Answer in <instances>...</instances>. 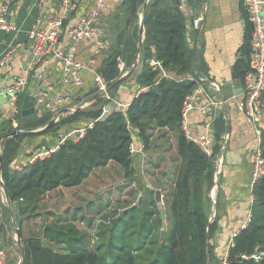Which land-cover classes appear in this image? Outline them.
<instances>
[{"label": "trees", "instance_id": "trees-1", "mask_svg": "<svg viewBox=\"0 0 264 264\" xmlns=\"http://www.w3.org/2000/svg\"><path fill=\"white\" fill-rule=\"evenodd\" d=\"M30 2L31 0H25L16 13L15 22L21 32H0V55L10 45L27 42V33L39 19L37 10H28ZM144 2L146 0H125L127 7H130L131 22L137 19V11ZM179 5L180 0H171V4L166 0H151L148 4L142 45L143 71L137 77V83L142 88L150 89L134 97L126 114L114 111L102 118L103 109L98 107L97 111H80L65 117L60 127L76 123L84 117L91 119L93 125L81 140H67L57 153L29 162L21 171H11V165L21 151V145L14 144L18 136L4 142V149L0 153L5 190L11 203L17 204V212L27 215L29 210L31 213L35 211V206L47 194L60 188H78L95 171L109 164L119 165L122 177L131 180L135 170L130 150L133 139L128 124L139 130L138 137L145 148L150 146L153 130L171 131L176 135L180 166L167 198L169 231L166 237L162 239V214L158 210L155 195L150 196L148 202L141 200L139 206H128L123 214L115 215L106 227L102 225L99 230L96 228V234L88 232L98 222L93 217L72 221L57 218L46 225L40 234L25 239L20 219L16 221L22 242L26 246L25 264L214 263L211 240L217 231L218 222L210 223L211 203L208 194L214 184L217 166L215 160L220 152L222 136L226 133V121L220 117L216 122L217 146L212 157H208L195 143L189 141L182 131V108L198 81L193 77L195 54L187 43L186 17L180 12ZM242 7L244 8V3ZM243 12L246 23L245 42L241 49L242 56L234 67V74L242 83L250 69L252 33L245 8ZM137 26L136 24V29ZM137 45V34L129 37L128 33L122 32L117 44L112 45L111 54L124 46L121 59L130 66L137 52ZM151 59L161 63L162 68H151ZM119 65L120 63L108 65L106 59L100 68V73L109 83L112 96L117 94L120 87L111 88L123 75ZM171 74L175 75V79L170 78ZM23 100L24 97L21 98L19 107H22ZM100 102L103 103V100L95 106ZM21 110L18 109L15 114L17 122L22 120ZM52 117L51 113L39 115L37 120L26 126L31 130L37 129L49 123ZM2 119L3 114L0 112V140L14 132L12 127L15 122L13 118L5 121ZM56 128L54 126L50 131L53 132V137L59 139L62 135ZM37 135L41 134L34 136ZM253 195L251 220L233 238L228 252L229 264H264V176L254 185ZM104 208L106 205L102 204L100 210ZM79 222L86 228H78L76 223ZM258 253L263 254L261 260L251 258Z\"/></svg>", "mask_w": 264, "mask_h": 264}, {"label": "crops", "instance_id": "crops-1", "mask_svg": "<svg viewBox=\"0 0 264 264\" xmlns=\"http://www.w3.org/2000/svg\"><path fill=\"white\" fill-rule=\"evenodd\" d=\"M72 1L79 6V11L67 16L65 19L62 36L63 40L66 42H69L68 31L76 23L79 16H81L90 5L88 0ZM150 1L151 0H146V2H144V4L138 9V20L136 19L131 22L129 18L130 7H127L125 0H109L101 18V33L108 38L112 45L117 44L118 38L121 36L122 32L128 33L129 37H134L137 34V52L132 64L128 66L127 62L123 59L119 62L120 70L123 73L121 78H124L125 80L119 85L120 88L118 89L117 94L113 97L119 96L124 102H131L136 93L142 89L137 83V77L141 75L143 71V43L141 44V51L139 52L143 30L141 20L143 18L145 19ZM166 1L171 4V0ZM191 1L196 10V15H200L204 19L202 28H195L188 32L186 31L187 43L191 51L195 54L196 66L193 77H195L199 83H202L215 99H225L227 101L226 105L221 110L220 117H223L226 121V134L228 135V139L225 142L224 150L220 151L218 154L219 162L216 166L214 184L208 194L211 203L210 223L214 221L218 222L217 231L211 240L215 257L213 264H217L222 262L228 254L233 238L244 229L247 219L252 214L254 204L251 166L254 152L258 147V139L254 128L247 123L245 116L238 110L240 97L230 98L226 96L225 92L226 85L232 81L235 64L242 56L241 49L245 42L246 31L243 12L245 5L243 8L242 5L244 0ZM24 2L25 0H22L21 6ZM37 2L38 0H31L28 10L30 12L37 10L39 19L43 17L45 22H49L56 16L60 15V0H47L43 12L39 11ZM127 20L130 21L128 31L125 30V27L121 28L123 23L126 26ZM136 24L138 25V29H136ZM144 39L145 29L143 33V42ZM92 51L93 44L91 42L84 43L80 48V59L83 61L88 60ZM110 55L111 51L109 54H106L105 58L108 60ZM28 61L29 58L27 57V54H23L22 52L16 54L9 62L8 66L3 70L2 82L5 85H8L17 76L26 74L28 72ZM149 65L153 69L162 68L161 63L155 59H151ZM48 73L58 77L59 65L57 63H52L48 69ZM170 78L175 79V75L171 74ZM94 87L95 84L93 77L90 74H85L84 86L70 92L67 106L64 108L66 113L63 116L69 117L80 111H94L95 108L93 107H95V104L100 100H103L105 104L107 102L106 98L102 97L100 93L94 94ZM110 96L112 95L110 94ZM76 99H81L79 107H75L74 105ZM104 104H102L100 109H103ZM109 105V108L113 107L112 103ZM7 111H9L7 104L0 107V112L2 114ZM4 117L5 115H3V119H5ZM194 119L195 121L201 120L198 115H195ZM227 120H230L231 123L230 134L227 133ZM92 122L91 119L84 117L76 123L67 125L65 127L66 130H64L66 131L65 134L74 129L88 126ZM62 128L63 127H61V131ZM169 134H171V140L169 139ZM162 138L164 140H162L160 146H156L153 143L154 138L152 135L149 148H145L139 138L136 139L139 153L133 158L135 175L131 180H126L122 177L123 172L119 165L109 164L107 167L95 171L91 177L78 188H60L55 192L47 194V196L35 206V211L31 213V210H29L27 215H21L20 212H17V204L11 203L1 176L0 238L3 236H9L11 224L20 219H31V225H39V231L41 232L46 225L51 224L57 218L63 221H72L84 217L91 219L93 217L92 214L98 212V201L93 200L96 191L94 185L96 182V176L99 174V171H104L110 168H113L118 176H120V186L113 185L111 186V192L106 193V196L111 197L109 198L111 201L114 197H117V195L120 196L122 194L119 193L121 191L120 187L122 186L124 187V192L133 191L135 196L139 191L137 187L142 189V191H139V195L137 196L138 204H135V206H139L141 199L149 196L147 199H144L145 202H148L152 195H155L156 197V191L161 188L157 184L169 182H167V180H169V175H167L168 171L159 174L161 166H165V160L169 158V140L170 142H172V139L174 140L175 145H171V149L169 148V150L175 152L173 157L178 158L176 135L171 132L162 135ZM43 141H48L50 145H52L58 141V138L46 137L30 148H27L25 151L21 149L11 165V171H21L27 167L28 163L31 162L33 158L31 156L32 152H34L35 148ZM178 161L177 170L180 166V160L178 159ZM153 168L154 171H152ZM174 178L175 177H173L172 180ZM103 181L104 184H106L105 181L107 180L104 179ZM163 193L164 192H162V195ZM97 196L100 197L103 195L99 193ZM101 199L104 198L102 197ZM165 218H167V212L165 213ZM39 220H43V226ZM76 225L78 228L84 229L82 228L83 225H81V222L76 223ZM36 231H38L37 228L32 234L38 235ZM88 232L92 233V230H89ZM163 238L164 236L162 239Z\"/></svg>", "mask_w": 264, "mask_h": 264}, {"label": "built area", "instance_id": "built-area-1", "mask_svg": "<svg viewBox=\"0 0 264 264\" xmlns=\"http://www.w3.org/2000/svg\"><path fill=\"white\" fill-rule=\"evenodd\" d=\"M47 0H38L37 7L43 12ZM89 7L79 16L76 23L68 31L69 42L63 40L62 32L67 16L79 11V6L72 0H60V15L53 20L45 22L40 18L27 33V42L10 45L0 55V96L7 99L9 111L18 112L22 97L27 94L31 80H35V109L36 114L51 113L54 118L62 117L66 112L70 92L80 89L85 84V74H90L94 84L98 87L102 97L107 103L103 106L102 118L117 111L126 114L131 102L122 101L119 96H110L109 83L100 73V68L106 54L112 48L111 42L100 30L101 18L109 0H88ZM22 0H0V32L20 33L16 25V13ZM245 9L252 27L250 40V69L246 73L238 110L245 116L247 123L254 128L258 147L254 152L251 166L252 186L264 176V0H244ZM180 12L186 17L187 32L203 26V17L196 15L191 0H180ZM91 42L93 51L88 60L79 57L80 48L84 43ZM27 54L28 72L17 76L10 84L2 82L3 70L16 54ZM52 63L59 65V75L55 77L48 73ZM150 87H144L136 93V97L147 92ZM112 103L113 107L109 108ZM225 99H215L202 83L197 84L194 91L189 94L182 108V131L186 138L195 143L208 157H212L217 146L216 122L221 116V110L226 105ZM23 105V104H22ZM195 115L200 121H195ZM93 125L83 126L62 135L55 144L50 145L46 152H38L31 162L45 159L57 153L67 140H81L87 129ZM132 136L130 145L131 155L134 158L139 153L136 139L139 130L128 124ZM228 135L222 136L220 151L224 150ZM219 156V155H218ZM216 158V165L219 162ZM30 162V163H31ZM163 204V202H162ZM251 220V215L244 228ZM263 254L258 253L251 258L259 261ZM228 254L222 264L228 263ZM0 264H8V255L0 241Z\"/></svg>", "mask_w": 264, "mask_h": 264}, {"label": "rangeland", "instance_id": "rangeland-1", "mask_svg": "<svg viewBox=\"0 0 264 264\" xmlns=\"http://www.w3.org/2000/svg\"><path fill=\"white\" fill-rule=\"evenodd\" d=\"M124 27H125V24L123 23L121 28H124ZM93 90H94L93 91L94 94L100 93V91L98 90V87L96 85H95ZM135 97H136V95H135ZM80 102H81V99H76V102L74 104L75 107H77V106L79 107ZM102 104H104V102L103 103L100 102V104L98 106L93 107V108H95L94 111L95 110L97 111L98 107H101ZM3 113H4L3 115H5V117H4L5 119H3L4 121L11 119V118H13L15 120V122H14L15 124L12 127L14 132L11 135H9V138L7 140H13V138L18 136V138L14 140V144L21 145V149L23 151L27 150V148H30L31 146H33L34 144H36L38 141H40L43 138H46V137L54 138L53 132H51L50 129L54 126H57V127L60 126V123L65 118L64 116L58 117V118L52 117L50 122L47 123L46 125H43V126L38 127L37 129L31 130L30 127L26 126V124L37 120V118L36 119H29V118H25L22 116L21 122H17L16 121V115L12 110L7 111V112H3ZM50 123H52L51 128H49L47 131L43 132L46 134L41 133V135H37V136L31 135V133H35V132L43 130ZM66 126H63L62 131L61 130L58 131L60 135L65 134L66 131H64V130H66V128H65ZM70 130H72V129H70ZM68 131H69V129H68ZM167 133H171V131H168L166 129H155V130H153L152 131V135L154 138L153 143L156 146H160V144L162 143V140H164L162 138V135L167 134ZM169 135H170L169 139L171 140V134H169ZM24 136H25V138H24ZM7 140H5V138L0 140V153L3 151L4 142H6ZM170 140L168 143V145H169V147H168L169 156L168 157L169 158L167 160H165L166 165L161 166V170H159L160 171L159 174H162V172L165 173L166 171H168L167 175H169V177H168L169 180H167V182L168 181L169 182L164 183V184L163 183L157 184V185H159V187H161L159 189V191L164 192L163 195L161 192V198H162L163 204L161 206L157 205L158 210L160 212L163 211L165 213H166V211H168L167 210V202H168L167 198H168L170 191H171V188H172V183L174 180V179L172 180V178L175 177V173H176L178 162H179L178 158L173 157L175 155V152H173L172 150H169V148L171 149V145H175L174 140L172 139V142H170ZM152 171H154V168ZM119 178H120V176H118L117 172L113 168L106 169L104 171H99V174L96 176V182L94 183L96 191H95V196L93 197V200L98 201V205H97L98 213H93L92 216H93L95 222L96 221H98V222L95 223L96 227H94V229L92 230V234H96L98 232L97 229L99 230L100 226L105 225V227H106V225L109 224V221L111 222L113 220V217L115 215L123 214L124 210L126 208H128V206H131L132 204H133V206H135V204H138V197L137 196L139 195V191H142V189H140L139 187H137L139 191L137 192L136 196H135L133 191H130V192L125 191L124 192V189H123L124 187H122V186L120 187L121 191L119 193H122L120 196L117 195V197H114V199H112V201H111V199H109L111 197L106 196L107 192H111L110 191L111 186H113V185L120 186L119 185V181H120ZM104 179L107 180V181H105L106 184H104V181H103ZM153 185H155V184H153ZM99 193L103 196L98 197L97 194H99ZM102 197L104 199H101ZM148 197H145L144 199H147ZM125 198H127V199H125ZM97 199H99V200H97ZM144 199H141V200L144 201ZM126 202H129V203H126ZM102 204L106 205V208L100 210V208H102ZM25 208H26V206H25ZM18 209H19V207H18ZM19 211H21V208L19 209ZM39 221L42 223V226H43V224H44L43 220H39ZM21 222H22V228H23V236L25 239H28L31 237V235H34V234H32V232L36 228L38 229V231H36V233L37 234L41 233V231H39L40 230L39 225H31V219H23V220H21ZM10 227L11 228L9 229V236H6V237L3 236L0 238V241L3 244L2 247L6 250L7 255H8V263L9 264H25L26 246H25L24 242H22L18 238L17 221L13 222ZM82 228H86V226L83 225ZM160 229H161V231H165L164 237H166V233L169 231V225H168L167 218H165V220L162 219V226ZM161 231H159V235H160Z\"/></svg>", "mask_w": 264, "mask_h": 264}, {"label": "water", "instance_id": "water-1", "mask_svg": "<svg viewBox=\"0 0 264 264\" xmlns=\"http://www.w3.org/2000/svg\"><path fill=\"white\" fill-rule=\"evenodd\" d=\"M149 1V0H148ZM148 3V2H147ZM142 22V26H143V30H142V35H141V42H140V48H139V52L141 51V44L143 43V33H144V29H145V20L144 18L141 20ZM129 24L130 21L127 20L126 22V26H125V30L128 31L129 30ZM120 39V37L118 38V40ZM123 49L124 46H122L121 49H118L116 51L115 54H111L108 57V65H113L116 63H119L121 61V57L123 54ZM125 79L121 78L119 79L111 89L119 86ZM34 85H35V80H31L30 83V87L29 90L27 92V94L24 97L23 100V105H22V116L25 118H29V119H36L38 118V115L36 114V109H35V98L33 96V94L35 93V89H34ZM242 89H243V83L241 81V79H239L235 74H233V78L232 81L230 83H228L226 85V96L228 97H239L240 94L242 93ZM8 101L5 97L0 96V107H2L4 104H7ZM52 123H50L48 126H46L43 130L35 132V133H31V135H36V134H41L45 131H47L49 128H51ZM57 131L61 130V127L58 126ZM227 133L230 134L231 133V123L230 120H227ZM17 134V133H16ZM5 140H7L9 138V136L4 137ZM50 148V143L48 141H43L42 143H40L34 150V152H32L31 156H35L38 152H46L48 149ZM2 170V160L0 159V177H1V171ZM1 182V180H0ZM2 184V182H1ZM155 201L157 202V204L159 206L162 205V198H161V192L159 190L156 191V197H155ZM162 216L163 219H165V212L162 211ZM17 235L19 240L22 241L21 238V232L20 229H17ZM165 235V232H162V237Z\"/></svg>", "mask_w": 264, "mask_h": 264}]
</instances>
